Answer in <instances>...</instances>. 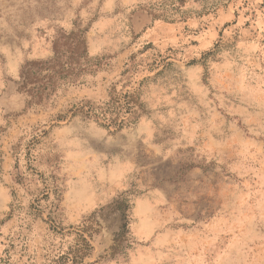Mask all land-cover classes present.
<instances>
[{
  "label": "rangeland",
  "instance_id": "obj_1",
  "mask_svg": "<svg viewBox=\"0 0 264 264\" xmlns=\"http://www.w3.org/2000/svg\"><path fill=\"white\" fill-rule=\"evenodd\" d=\"M76 25L99 66L28 107L22 64ZM114 93L136 123L74 115ZM84 227L86 264H264V0H0V258Z\"/></svg>",
  "mask_w": 264,
  "mask_h": 264
},
{
  "label": "trees",
  "instance_id": "obj_2",
  "mask_svg": "<svg viewBox=\"0 0 264 264\" xmlns=\"http://www.w3.org/2000/svg\"><path fill=\"white\" fill-rule=\"evenodd\" d=\"M99 66L88 52L87 29L76 25L69 32L60 31L52 41L51 55L45 59L26 61L20 69L16 82L18 92L26 98L28 107H44L64 86L76 85L81 79ZM141 104L134 95L121 97L116 93L102 105L90 101L76 107L74 115L86 120H102L117 129L136 123L140 118L137 109ZM127 225L123 233H127ZM92 228L84 227L74 232L66 249L51 257L44 264H86L93 251ZM0 264H10L9 259L0 258Z\"/></svg>",
  "mask_w": 264,
  "mask_h": 264
}]
</instances>
